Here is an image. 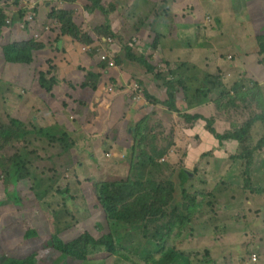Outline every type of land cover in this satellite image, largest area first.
<instances>
[{
  "label": "rangeland",
  "instance_id": "rangeland-1",
  "mask_svg": "<svg viewBox=\"0 0 264 264\" xmlns=\"http://www.w3.org/2000/svg\"><path fill=\"white\" fill-rule=\"evenodd\" d=\"M0 8L9 20L0 32V264H264V0H0ZM28 39L44 45L34 64L7 63L2 48ZM64 63L98 66L110 96L75 98L87 76L56 66ZM203 74L218 89L198 84ZM141 103L152 106L138 121L128 111ZM201 112L214 135L241 136L228 139L238 142L233 152L211 133L216 147L200 136L178 141L195 124L186 115ZM106 183L119 222L98 200ZM55 237L87 246L86 259L61 257ZM169 249L180 255L172 263Z\"/></svg>",
  "mask_w": 264,
  "mask_h": 264
},
{
  "label": "trees",
  "instance_id": "trees-1",
  "mask_svg": "<svg viewBox=\"0 0 264 264\" xmlns=\"http://www.w3.org/2000/svg\"><path fill=\"white\" fill-rule=\"evenodd\" d=\"M5 24H9L8 16L4 12L3 9L0 8V32L2 28L5 26ZM64 31L67 30V28L62 27ZM63 32V31H62ZM65 34H69L66 32H63ZM44 49L43 43H40L36 41L35 39H28V40H22L18 42H12L7 45H5L2 50H3V56L4 59L7 63L10 64H22V65H31L33 64V52L34 51H39ZM260 51L264 53V48L260 47ZM151 67V65L149 66ZM208 82V84L212 83ZM216 82V81H215ZM217 83V82H216ZM218 84V83H217ZM186 92V91H185ZM172 97V95H170ZM171 107H175V104H172ZM203 120L206 121V127L208 131L214 135L216 132L212 128V123L213 121L208 120V118H205L201 114H196V115H186V121L187 122H195V124L199 121ZM13 125H17L21 127L23 125V122L15 120L13 121ZM24 126V125H23ZM46 131V130H45ZM48 132V131H47ZM51 132V131H49ZM220 142L228 139H235L239 141L240 135L232 134L229 136H220L219 134L214 135ZM192 177V173L186 172V178ZM13 184H17V179L13 178ZM112 185L111 184H104L102 185L100 189V194L98 197V200L102 203L103 209L106 211L108 217L115 221L119 222L123 217L124 214L123 212L119 211L117 206V202H115V197L113 196L114 194L112 191H110V188ZM53 245L56 251L61 255V257H71L75 260H85L87 256V246H82L78 243V241H72L65 243L62 241L59 237H55L53 239ZM180 255H177V251L175 249H169L168 252L166 253V259L172 263L177 260V258ZM3 264H26V262L23 259H17V258H7L6 260L3 261Z\"/></svg>",
  "mask_w": 264,
  "mask_h": 264
},
{
  "label": "crops",
  "instance_id": "crops-1",
  "mask_svg": "<svg viewBox=\"0 0 264 264\" xmlns=\"http://www.w3.org/2000/svg\"><path fill=\"white\" fill-rule=\"evenodd\" d=\"M230 29H232V31L230 32V36H232V35H234L235 33V29H234V27H230L229 28V30ZM229 30H228V32L227 33H229ZM217 34H219L218 32H217ZM251 36V34H248L247 35V38H249ZM67 38V37H66ZM65 38V39H66ZM70 38V37H69ZM252 40H254V39H252ZM238 43V42H237ZM251 45L252 46H256V45H253L252 43H251ZM226 50H228V51H230V52H233V50L235 51V47H236V44L234 43V42H231L230 44H229V42H228V44H226ZM251 51H253L254 53H256L258 50H257V46H256V49L255 50H251ZM245 54V53H244ZM256 55V57L258 56L257 54H255ZM264 55V54H263ZM238 56L239 57H241V56H244L243 54H238ZM33 64H34V62H33ZM32 64V65H33ZM21 66H25V65H22V64H20ZM56 66L58 67V68H62V67H69V69H67V71L68 72H66L67 74H72V75H75V71H76V68H79V67H82L81 68V71H83L82 73H84V75H86L87 76V78L85 79V77L84 76H81V77H84L83 78V80H84V82L83 83H85V88L84 89H81V88H79V89H77V90H74L73 92H75V94H76V97L75 98H79L80 96L83 98V99H85V100H90V99H92V98H97V97H108V96H110V95H107L108 93H106L105 94V92H104V85H102V72L100 71L99 72V68H98V66H93V67H95L96 68V72H93V71H87L83 66H82V64L80 63V65H75L74 63L73 64H68V63H64L63 65H59V64H56ZM91 66V65H90ZM71 67V68H70ZM184 67V66H183ZM101 68V67H100ZM183 68H181V70H182ZM62 71H64L65 69H61ZM181 70H180V72H181ZM28 71L31 73V70H29L28 69ZM21 72H22V74H26V69H24V68H21ZM78 73H80V72H78ZM197 73V72H196ZM181 77H184V78H187V74H183V72H181ZM76 78H78V77H76ZM66 80H68L71 84H76V83H73L72 81H71V79L70 78H68V79H66ZM204 81H208V82H211V81H213L212 83H210V85L214 88V87H217V89H218V84L211 78V76L209 75V76H206V75H204L203 74V76H202V79H201V77L198 79V84H201V83H203ZM41 87V86H40ZM94 88H96L97 89V93L95 92V90H94ZM70 93H72V92H70ZM54 94H56V93H54ZM85 94H87V95H85ZM95 94V95H94ZM97 94V95H96ZM117 94H119V93H117ZM113 95H115V97L114 98H117V96L118 95H116V94H113ZM28 96H30V97H28L29 98V100H31V97H33V95L32 94H28ZM59 101H64V99H58ZM52 101H55L53 98H52ZM206 103L204 102V101H201L200 102V104L198 105L199 107H197L198 109H200V111H201V109H205L207 112H209L210 111V109L209 108H205L206 106H204ZM152 105H150L149 103H147V104H145L144 105V103H141L139 106H136V104L135 105H133V106H131V108L132 109H134V110H129L128 112H129V116H130V114L131 115H135V116H137L138 117V121H140V115L142 114V112L143 113H146L148 110H149V107H151ZM25 108H28L27 107V105H25L24 106ZM152 110H154V109H152ZM220 114H223L224 112L223 111H220L219 112ZM198 114H201L202 116H204L205 118H207V115H206V113H198ZM223 122H224V119H220V121L218 122V124L221 126V129L222 128H225V130L224 131H228L230 128L226 125L229 121H226L225 120V125L227 126V127H225L224 126V124H223ZM206 128V122L205 121H203V120H199L196 124H193V127L192 128H185V129H181V132H177V134H176V136L178 137V141H182L183 143L186 141V140H189V139H191V141H189V143H191L192 141H193V139L194 138H196L197 136H200L201 138H204L209 144H210V146L211 147H216V143H215V141H214V139L213 138H211V137H209L210 136V132L208 131L207 132V130L205 129ZM199 129H202L203 130V132H201V131H199ZM133 130V129H132ZM223 130V129H222ZM209 135V136H208ZM177 141V142H178ZM231 141H233V142H235V143H238V142H236V141H234V140H227L226 142H223V145L224 146H229V149L230 150H228L229 152H233L234 151V149H236L237 148V145H229V144H231L232 142ZM211 143H212V145H211ZM118 156V154H115V156H114V158H116ZM119 158V160L121 159L120 157H118ZM200 159H201V157H200ZM199 159V160H200ZM197 157L195 158V161H193V160H189L190 162H197Z\"/></svg>",
  "mask_w": 264,
  "mask_h": 264
},
{
  "label": "built area",
  "instance_id": "built-area-1",
  "mask_svg": "<svg viewBox=\"0 0 264 264\" xmlns=\"http://www.w3.org/2000/svg\"><path fill=\"white\" fill-rule=\"evenodd\" d=\"M102 59L105 61L106 60V57L103 56ZM119 156H120L121 159H124L125 158V155L124 154H120ZM253 260H255V256H253Z\"/></svg>",
  "mask_w": 264,
  "mask_h": 264
},
{
  "label": "clouds",
  "instance_id": "clouds-1",
  "mask_svg": "<svg viewBox=\"0 0 264 264\" xmlns=\"http://www.w3.org/2000/svg\"><path fill=\"white\" fill-rule=\"evenodd\" d=\"M103 62V61H102Z\"/></svg>",
  "mask_w": 264,
  "mask_h": 264
}]
</instances>
